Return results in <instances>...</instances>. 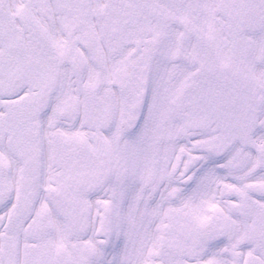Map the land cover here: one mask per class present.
Here are the masks:
<instances>
[{
	"label": "snow or ice",
	"instance_id": "6c2138e0",
	"mask_svg": "<svg viewBox=\"0 0 264 264\" xmlns=\"http://www.w3.org/2000/svg\"><path fill=\"white\" fill-rule=\"evenodd\" d=\"M0 264H264V0H0Z\"/></svg>",
	"mask_w": 264,
	"mask_h": 264
}]
</instances>
